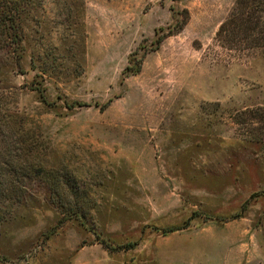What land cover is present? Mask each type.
I'll use <instances>...</instances> for the list:
<instances>
[{
	"label": "rangeland",
	"instance_id": "rangeland-1",
	"mask_svg": "<svg viewBox=\"0 0 264 264\" xmlns=\"http://www.w3.org/2000/svg\"><path fill=\"white\" fill-rule=\"evenodd\" d=\"M236 1L21 2L1 115L35 150L12 176L0 135V264H264V38L218 40Z\"/></svg>",
	"mask_w": 264,
	"mask_h": 264
},
{
	"label": "trees",
	"instance_id": "trees-1",
	"mask_svg": "<svg viewBox=\"0 0 264 264\" xmlns=\"http://www.w3.org/2000/svg\"><path fill=\"white\" fill-rule=\"evenodd\" d=\"M22 1L24 0H0V49L8 51L20 49L22 37L19 12L22 11L20 8ZM263 19L264 0H237L233 11L220 24L217 38L219 41H228L227 43H235L238 46L246 45L245 48L261 46L264 38ZM228 33H231V35ZM4 105L5 101L0 99V135L4 136L7 135V132H10L8 135L11 137L9 142L11 146L1 154H8L7 164H2L3 171L5 170L6 173L11 172L12 176L15 177L22 175L24 177L26 173L33 170L26 159L32 155L35 147L33 144L28 147L25 146V140L20 138L15 129L10 128V122L1 115V112H5L7 109ZM14 181H16L14 178H10L8 184L0 182V200L5 199L8 195L10 196L11 190H14L12 188H15L16 185Z\"/></svg>",
	"mask_w": 264,
	"mask_h": 264
}]
</instances>
